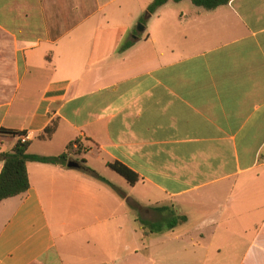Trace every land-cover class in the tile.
<instances>
[{
  "label": "crops",
  "instance_id": "crops-1",
  "mask_svg": "<svg viewBox=\"0 0 264 264\" xmlns=\"http://www.w3.org/2000/svg\"><path fill=\"white\" fill-rule=\"evenodd\" d=\"M153 1L0 0V154L20 134L30 155L81 145L27 163L0 264H264V0ZM162 207L178 224L134 251L135 218Z\"/></svg>",
  "mask_w": 264,
  "mask_h": 264
},
{
  "label": "trees",
  "instance_id": "trees-1",
  "mask_svg": "<svg viewBox=\"0 0 264 264\" xmlns=\"http://www.w3.org/2000/svg\"><path fill=\"white\" fill-rule=\"evenodd\" d=\"M170 0H154L147 8V14H153L159 7L163 6ZM171 1H179V0H171ZM228 0H193V3L202 6L205 9L211 10L216 8L219 5L226 4ZM132 45L131 41H125L121 47V51H125ZM50 131L45 130L44 135L42 137H48L50 135ZM11 135H17L11 133ZM19 135V134H18ZM23 135V134H20ZM73 145H76L75 153H78L81 150V145L79 141H75L67 148L66 153H62L56 157H42L36 155H30L27 153L29 143L21 144L19 141L13 147L12 151L9 153L0 154V161H3V167L0 172V203L6 199H10L19 195L26 193L29 190V179L27 175V163L35 162L41 164H53V165H62L65 166L68 154L73 151ZM83 163V161L81 162ZM108 167L117 173L119 176L124 178L129 185H134L138 179L135 174L127 170L124 166L118 163L108 164ZM85 175L95 178L100 182L109 186L115 193L118 195L122 194L117 190L113 185H111L105 179L99 177L93 170L81 166L79 169ZM120 193V194H119ZM130 208H133L137 212V206H131L128 204ZM155 211L159 213H165L159 220L154 222L144 220L140 218V216L135 218V222L139 225V229L143 232L144 236L148 234L150 235H158L164 232L163 223L167 224L166 230L171 231L178 224V219L175 218L174 212L167 207L156 208ZM182 219V218H181Z\"/></svg>",
  "mask_w": 264,
  "mask_h": 264
},
{
  "label": "rangeland",
  "instance_id": "rangeland-1",
  "mask_svg": "<svg viewBox=\"0 0 264 264\" xmlns=\"http://www.w3.org/2000/svg\"><path fill=\"white\" fill-rule=\"evenodd\" d=\"M139 25H142V24H138L135 27V31L138 30V26ZM82 174H84V173H82ZM118 190L122 194V196L121 195H118V196L120 198H124V195H125L124 193L125 192H123L121 189H118ZM138 216H140V218H143L144 220L154 222L156 220H159L162 217V214H159L156 211H154L153 209H150L149 211H146V212L140 211V213H139ZM138 227H139V225L137 223H134L133 224V233H132L131 236H132V243H133L132 244V247H133V250L134 251L140 250V247L142 246V244H145V242L142 241V239H141L142 235L144 236V234H143V232ZM166 227H167V224L166 223H163L164 232L162 234H160V235H150V234L147 233V235L144 236V237L151 236V238H153V240L156 241L155 245H158V241L157 240H160L168 232L166 230ZM138 236H140V237H138ZM77 239H79V242L75 243V242L71 241V242L68 243V245L73 246L75 248V251H78V252H80L82 254L83 251H84V249L83 248L81 249V236L78 237ZM130 240H131V237H130V232H129L128 233V241L130 242ZM155 261L157 263V260H155ZM129 264H148V263L141 256V253H140L138 255H133V258L130 260ZM158 264H171V263H169L168 260L166 262H159V260H158Z\"/></svg>",
  "mask_w": 264,
  "mask_h": 264
},
{
  "label": "water",
  "instance_id": "water-1",
  "mask_svg": "<svg viewBox=\"0 0 264 264\" xmlns=\"http://www.w3.org/2000/svg\"><path fill=\"white\" fill-rule=\"evenodd\" d=\"M137 31L138 32H142L143 31V26L139 25ZM67 167L70 168V169H78L79 164H77L76 162L70 161V162L67 163Z\"/></svg>",
  "mask_w": 264,
  "mask_h": 264
},
{
  "label": "built area",
  "instance_id": "built-area-1",
  "mask_svg": "<svg viewBox=\"0 0 264 264\" xmlns=\"http://www.w3.org/2000/svg\"><path fill=\"white\" fill-rule=\"evenodd\" d=\"M19 142H20L21 144H25V143H27V142H28V141H27V136H24V135L19 136Z\"/></svg>",
  "mask_w": 264,
  "mask_h": 264
}]
</instances>
